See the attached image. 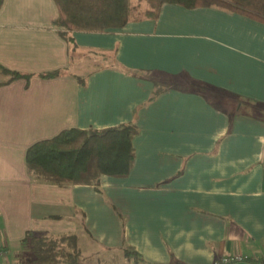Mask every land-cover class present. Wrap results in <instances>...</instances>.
Segmentation results:
<instances>
[{
    "label": "crops",
    "instance_id": "0c3cea01",
    "mask_svg": "<svg viewBox=\"0 0 264 264\" xmlns=\"http://www.w3.org/2000/svg\"><path fill=\"white\" fill-rule=\"evenodd\" d=\"M57 19L54 0L0 9V65L28 75L10 81L0 66V264L28 231L77 228L89 254L130 246L135 264H223L236 254L248 259L233 264H263L264 21L164 3L120 28L69 32L73 45ZM83 58L85 76L72 70ZM52 71L61 74L40 76ZM190 82L221 99L176 85ZM158 83L169 87L156 96ZM129 123L138 133L127 176L102 175L98 186L31 179L33 143Z\"/></svg>",
    "mask_w": 264,
    "mask_h": 264
},
{
    "label": "trees",
    "instance_id": "16d2710c",
    "mask_svg": "<svg viewBox=\"0 0 264 264\" xmlns=\"http://www.w3.org/2000/svg\"><path fill=\"white\" fill-rule=\"evenodd\" d=\"M58 8L57 24L62 34L74 31H104L120 28L131 20L156 17L164 3H176L187 7L214 6L241 12L264 21V0H54ZM4 0H0V9ZM146 5V7H143ZM1 66V65H0ZM11 75V80L28 77L1 66ZM61 71L41 74L53 78ZM212 95L219 100L220 94L202 83L190 82L180 85ZM158 83L157 96L167 89ZM209 90V93L207 92ZM211 99V98H210ZM138 127L122 124L105 129L67 128L53 137L39 140L28 147L26 166L35 182L66 187L75 184L98 186L102 175L125 177L135 159L133 139ZM23 249L18 264H103L99 252L86 255L79 247L74 233L47 234L28 231L23 239ZM127 262L139 261L138 253L130 246L115 250ZM25 252L26 256H23ZM107 261H105V264ZM108 264V263H107ZM116 264V263H113ZM126 264V263H122ZM181 264V263H177Z\"/></svg>",
    "mask_w": 264,
    "mask_h": 264
},
{
    "label": "rangeland",
    "instance_id": "374dc122",
    "mask_svg": "<svg viewBox=\"0 0 264 264\" xmlns=\"http://www.w3.org/2000/svg\"><path fill=\"white\" fill-rule=\"evenodd\" d=\"M145 7V5L143 6ZM78 56L77 58V62H76V65L78 63V60H79V54H76ZM81 61H83V63H86L84 64L86 67H80L79 66H74L72 68V70L74 72H77L78 70H83V73L81 71H78L79 75H82V76H85L86 75V70L88 69L87 66L88 65V62L90 60H85V58H83ZM82 65V64H81ZM83 230L77 228V231H76V234H78V236H80V239L82 241V248L85 249L84 250V254L86 255H89V252L87 251L89 248H92L93 245L91 246L85 239H84V236H83ZM24 245H22V249H23ZM94 248V247H93ZM21 249V251H22ZM99 255L103 258L102 259V263L105 264V261H107L108 264H113V263H116V264H122V263H126V264H135L134 261L132 262H127V260L122 256L121 253L113 250V251H98ZM20 253V254H19ZM16 254V256H12L10 260H8V264H17L19 262V257H21V252H19ZM23 256H26L25 252L23 253ZM106 263V264H107ZM26 264V263H25Z\"/></svg>",
    "mask_w": 264,
    "mask_h": 264
},
{
    "label": "built area",
    "instance_id": "2783aa9c",
    "mask_svg": "<svg viewBox=\"0 0 264 264\" xmlns=\"http://www.w3.org/2000/svg\"><path fill=\"white\" fill-rule=\"evenodd\" d=\"M247 257H244L243 255L236 254V255H231V256H226L220 260L221 263L223 264H233L236 262H240L243 260H247ZM262 262L264 264V257L262 258Z\"/></svg>",
    "mask_w": 264,
    "mask_h": 264
}]
</instances>
